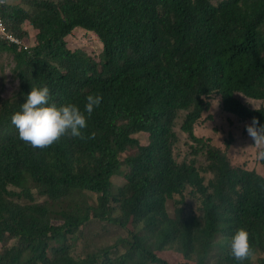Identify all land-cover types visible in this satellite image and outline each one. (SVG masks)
I'll use <instances>...</instances> for the list:
<instances>
[{"label": "trees", "instance_id": "obj_1", "mask_svg": "<svg viewBox=\"0 0 264 264\" xmlns=\"http://www.w3.org/2000/svg\"><path fill=\"white\" fill-rule=\"evenodd\" d=\"M1 12L30 50L0 41L18 84L0 97V244L18 239L0 264H240L241 227L243 264H264V173L235 162L234 134L223 148L196 132L216 106L225 128L264 124V106L237 98L264 103V0H1ZM78 29L99 57L68 47ZM43 85L58 106L102 101L81 136L33 148L11 117ZM249 148L264 170V144ZM94 220L128 233L77 257Z\"/></svg>", "mask_w": 264, "mask_h": 264}, {"label": "clouds", "instance_id": "obj_2", "mask_svg": "<svg viewBox=\"0 0 264 264\" xmlns=\"http://www.w3.org/2000/svg\"><path fill=\"white\" fill-rule=\"evenodd\" d=\"M85 99L83 110L71 102L58 106L51 102L49 86L31 87L25 102L20 106L21 110L12 115L11 122L18 130L21 140L33 148H44L62 135H82V130L87 127V116L100 105L102 96L89 94ZM245 127L255 144H264V124L253 117L251 123ZM259 155L264 158V152ZM252 251L248 230L242 227L237 229L231 237L230 255L243 264V261L252 255Z\"/></svg>", "mask_w": 264, "mask_h": 264}, {"label": "rangeland", "instance_id": "obj_3", "mask_svg": "<svg viewBox=\"0 0 264 264\" xmlns=\"http://www.w3.org/2000/svg\"><path fill=\"white\" fill-rule=\"evenodd\" d=\"M25 30L33 34L32 28L25 27ZM80 30L82 29L76 30L70 37L67 38L68 47L71 50H83L92 57H99L103 52V45L99 39L92 33H87ZM30 42L33 44L32 41ZM11 69V60L7 57L0 58V97H8L12 95L18 87V84L15 83L11 77ZM237 98L244 105L253 110H258L264 106V103L262 102H256L243 96L237 95ZM215 108L216 109L213 112L214 119L212 121H206L202 128L197 129L196 132L198 137L212 139L213 144L225 148L227 142L226 137H228L229 134H234L235 142L231 146V151L235 162L251 163L252 167H256L259 169V171L264 173V170L260 169L255 163V157H250V155L247 153V151L251 150L249 146L252 137L247 133L245 125L237 124L236 126H228L225 128V116L221 115L219 106H216ZM229 130L231 132L226 133V131ZM179 152L182 156V159H185V157L188 155L189 147L185 139L179 146ZM238 155H240V158H238ZM114 182L117 187L122 186L125 183L121 177H115ZM93 196L95 199H97V195ZM127 233L128 232L125 229L119 228L115 225L94 220L83 230V235L78 241L74 254L77 257H82L89 250H95L105 245H113L116 240H118L119 236H126ZM17 243L18 239H14L7 244H0V250L4 247L16 245Z\"/></svg>", "mask_w": 264, "mask_h": 264}, {"label": "built area", "instance_id": "obj_4", "mask_svg": "<svg viewBox=\"0 0 264 264\" xmlns=\"http://www.w3.org/2000/svg\"><path fill=\"white\" fill-rule=\"evenodd\" d=\"M0 41H6L12 45H15L19 48V50H24V51L30 50V46L27 45L21 38L6 31L4 19L2 17V12H1V3H0Z\"/></svg>", "mask_w": 264, "mask_h": 264}]
</instances>
